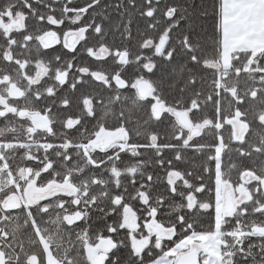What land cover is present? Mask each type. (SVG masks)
I'll return each mask as SVG.
<instances>
[{
	"label": "snow or ice",
	"instance_id": "snow-or-ice-1",
	"mask_svg": "<svg viewBox=\"0 0 264 264\" xmlns=\"http://www.w3.org/2000/svg\"><path fill=\"white\" fill-rule=\"evenodd\" d=\"M0 264H264V0H0Z\"/></svg>",
	"mask_w": 264,
	"mask_h": 264
}]
</instances>
